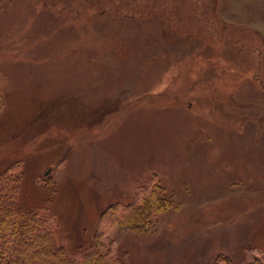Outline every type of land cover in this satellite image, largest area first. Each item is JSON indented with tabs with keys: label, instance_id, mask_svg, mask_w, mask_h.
<instances>
[{
	"label": "rangeland",
	"instance_id": "1",
	"mask_svg": "<svg viewBox=\"0 0 264 264\" xmlns=\"http://www.w3.org/2000/svg\"><path fill=\"white\" fill-rule=\"evenodd\" d=\"M0 90V172L59 246L264 259V0H0Z\"/></svg>",
	"mask_w": 264,
	"mask_h": 264
},
{
	"label": "trees",
	"instance_id": "2",
	"mask_svg": "<svg viewBox=\"0 0 264 264\" xmlns=\"http://www.w3.org/2000/svg\"><path fill=\"white\" fill-rule=\"evenodd\" d=\"M2 102L0 90V107ZM20 165L15 163L0 172V264H121L110 252L101 254L98 234L90 247L77 254L59 246L54 238L56 217L42 208H24L19 203ZM155 195L145 199V219L160 209L161 201Z\"/></svg>",
	"mask_w": 264,
	"mask_h": 264
}]
</instances>
